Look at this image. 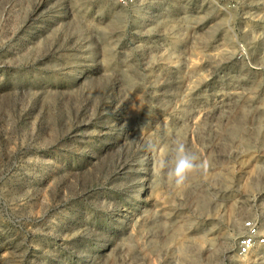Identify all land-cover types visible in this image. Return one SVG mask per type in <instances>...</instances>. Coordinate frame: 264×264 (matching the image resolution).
<instances>
[{
    "label": "rangeland",
    "instance_id": "rangeland-1",
    "mask_svg": "<svg viewBox=\"0 0 264 264\" xmlns=\"http://www.w3.org/2000/svg\"><path fill=\"white\" fill-rule=\"evenodd\" d=\"M179 141L205 165L177 187ZM264 0H0V264H264Z\"/></svg>",
    "mask_w": 264,
    "mask_h": 264
},
{
    "label": "clouds",
    "instance_id": "clouds-1",
    "mask_svg": "<svg viewBox=\"0 0 264 264\" xmlns=\"http://www.w3.org/2000/svg\"><path fill=\"white\" fill-rule=\"evenodd\" d=\"M203 167L199 157L179 141L174 142L170 157L160 164V168L166 170L167 179L177 187L184 185L191 174Z\"/></svg>",
    "mask_w": 264,
    "mask_h": 264
},
{
    "label": "built area",
    "instance_id": "built-area-1",
    "mask_svg": "<svg viewBox=\"0 0 264 264\" xmlns=\"http://www.w3.org/2000/svg\"><path fill=\"white\" fill-rule=\"evenodd\" d=\"M118 4H125V0H115ZM244 232L239 237L237 244L238 255L245 256L264 246V231L260 232L259 228L252 222L247 221L243 224Z\"/></svg>",
    "mask_w": 264,
    "mask_h": 264
}]
</instances>
